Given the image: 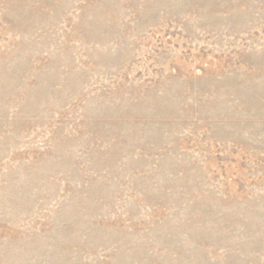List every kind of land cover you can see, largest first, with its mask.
I'll return each instance as SVG.
<instances>
[{"label": "rangeland", "instance_id": "1", "mask_svg": "<svg viewBox=\"0 0 264 264\" xmlns=\"http://www.w3.org/2000/svg\"><path fill=\"white\" fill-rule=\"evenodd\" d=\"M0 264H264V0H0Z\"/></svg>", "mask_w": 264, "mask_h": 264}]
</instances>
